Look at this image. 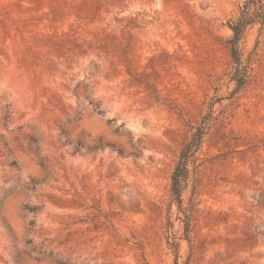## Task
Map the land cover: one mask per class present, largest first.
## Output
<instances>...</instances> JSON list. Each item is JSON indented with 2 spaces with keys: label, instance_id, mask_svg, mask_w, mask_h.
<instances>
[{
  "label": "rangeland",
  "instance_id": "1",
  "mask_svg": "<svg viewBox=\"0 0 264 264\" xmlns=\"http://www.w3.org/2000/svg\"><path fill=\"white\" fill-rule=\"evenodd\" d=\"M241 1L0 0V264H264L255 28L235 139L204 144L227 155L208 165L191 243L176 254L165 232L178 152L214 90L235 88L226 23Z\"/></svg>",
  "mask_w": 264,
  "mask_h": 264
},
{
  "label": "trees",
  "instance_id": "2",
  "mask_svg": "<svg viewBox=\"0 0 264 264\" xmlns=\"http://www.w3.org/2000/svg\"><path fill=\"white\" fill-rule=\"evenodd\" d=\"M226 26L231 31L228 44L234 67L230 74V80L235 83V88L227 98L220 96L217 89L214 90V95L208 100V112L192 127V133L179 150L177 161L170 175L171 199L168 206L169 217L165 232L167 244L175 250L176 254H178L181 240L191 243L192 225L198 220L201 212L199 197L201 196V187L207 177L208 165L213 164L216 158L227 155V153H221L216 157L209 158L204 148L206 138L215 134L217 144H222V147L229 146L231 141L235 139L232 130L228 129L235 117L232 107L240 99L241 92L244 91L249 80V66L241 60L242 50L240 46L246 40L250 30L255 28L259 37L264 34V0H242L239 3L237 15L230 18ZM156 97L158 98V96ZM225 99L231 100V102L227 106H222ZM217 104L222 106L221 109L215 108ZM97 110L98 108H96ZM98 113L102 114L101 111ZM113 122L114 120L108 121L109 124ZM120 129L121 127L117 128V130ZM31 140L36 142L34 139ZM81 146V143L77 145L76 153L80 151ZM102 148H104L103 145L100 147L95 145L91 147V150L95 151ZM117 152L119 155H123L122 149L117 150ZM173 206L177 207L176 219L181 226V236L179 231L174 230ZM41 208V206L26 207L31 213H38ZM176 264L179 263L176 262Z\"/></svg>",
  "mask_w": 264,
  "mask_h": 264
}]
</instances>
